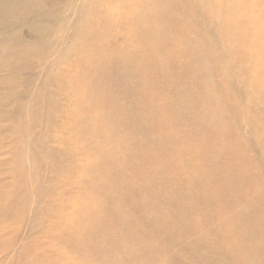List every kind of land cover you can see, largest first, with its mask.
Returning <instances> with one entry per match:
<instances>
[{
    "label": "bare ground",
    "instance_id": "obj_1",
    "mask_svg": "<svg viewBox=\"0 0 264 264\" xmlns=\"http://www.w3.org/2000/svg\"><path fill=\"white\" fill-rule=\"evenodd\" d=\"M8 3L0 6V72L19 61L18 51L44 55L16 134L32 130L44 112L59 111L68 121L64 148L88 158L71 178L88 196L79 195L76 210L68 203L58 234L62 251L78 248L90 261L75 255L60 264H251L248 255L264 264V167L253 157L264 149V0H197L195 8L183 0H119V11L101 0H76L51 8L58 11L52 26L35 15L38 0ZM19 17L32 40L12 44ZM85 66L98 70L79 75ZM212 82L222 91L212 92ZM50 84L55 89L44 91ZM67 100L75 114L58 107ZM240 111L257 124L252 143L236 134ZM142 118L148 145L135 125ZM7 124L0 114V135ZM4 146L0 139V220L16 174L5 166Z\"/></svg>",
    "mask_w": 264,
    "mask_h": 264
},
{
    "label": "rangeland",
    "instance_id": "obj_2",
    "mask_svg": "<svg viewBox=\"0 0 264 264\" xmlns=\"http://www.w3.org/2000/svg\"><path fill=\"white\" fill-rule=\"evenodd\" d=\"M8 1L9 0L0 1L1 11H3L4 7L9 5ZM38 1L40 5L35 8V15L42 17L48 25L51 24L52 26L54 23H52L51 20L57 16L58 11L52 10L51 8L56 7L61 9L66 6V3L74 4L76 0ZM118 1L119 0H101V3H104L103 6L105 8L107 6L109 8L112 6L111 8L116 10ZM32 2H36V0H32ZM183 2L191 8H195L197 5V0H183ZM122 8L125 9V5L122 6ZM49 10L54 12L53 17L47 14ZM72 11L70 15H73V18H77L80 14L79 10ZM118 11L117 13H119ZM197 15L201 21L205 20V16L202 14ZM21 22H23L22 17L16 19V23L9 31V33L12 32L14 34V37L18 38L12 40V44H18L21 41L29 42L32 40L30 28L25 26L20 30V27H18V24ZM39 25H42V23ZM221 26L222 24H220V28ZM1 32L2 31H0V37L2 38ZM121 42L122 36H116L115 43L118 44ZM41 44L40 42V45ZM82 45V48L80 47L82 51L88 52L89 49L86 47L84 48ZM78 51L79 50L76 49L72 52L71 58L67 61V64L70 63L72 57L78 55ZM18 52L19 53L15 55V59H19V61L15 63L13 67L5 65L4 70L0 72L4 80L0 86V92L2 94L0 96V114L3 119H7L8 121V126L0 135V139H2V144L4 143L5 145L4 149L9 153L5 166L6 168L14 167L13 169L16 173L13 178L8 179L5 199L2 200L8 204V209L1 214L2 219L0 220V229L4 230V234L1 233L0 230V241L4 242L3 246L0 244V264H60L62 261L72 259L75 255L79 256L83 254L78 248H75L74 251H62L64 243H62V239L59 237L60 234H58V229L68 222L69 216L65 212L68 203L74 205L72 208L76 210L80 200L79 195H82L83 198H87L88 196L83 186L79 188L71 182V178H76V176L79 177V171L83 169L80 162L88 158L80 157L72 150L70 152L68 148H64V146H68L66 145L68 142L67 138L70 137L68 136V130L65 126V123L68 121L65 117L60 116L61 112L59 111H55V114L54 112H44V114L39 115L32 121L34 122V128L32 130L26 131L24 130L25 128H22V130L20 132L18 131L16 134V129L13 127V124L20 125L21 117L24 114H21L22 109L26 105L28 98L32 96V91L30 92V90L33 83H37L39 79L38 75L42 73L39 67V61L44 59V55L41 54V52ZM93 58H95V56ZM213 61L214 58L211 56L206 57L204 60V63L212 68L209 71L211 79H215L218 75V71L214 69L215 63ZM172 62L178 64L177 61L173 60ZM111 65L112 64L108 63L105 64V66ZM85 67L86 69L84 71L81 70L82 72L78 71L77 73L85 76L94 74L98 70L96 66ZM100 71L103 73L102 69ZM5 79H14L15 83L10 82V80H6L5 82ZM50 85L46 86L43 90L48 92L49 90L55 89V86ZM105 89L108 88L103 87L100 88L99 91ZM123 91L124 89H121L118 92L121 100H123L124 96ZM211 91H217V93H219L222 91V87L220 84L212 82ZM236 93L242 98L241 96H243V93L241 91H236ZM173 98L176 99V97ZM67 103L68 104H66V101H62L58 107L61 108L62 106L68 105L69 113L75 114L77 111L74 105L70 103L69 100H67ZM182 113L184 118L189 115L188 111ZM245 116V111L238 112L235 122L238 125L239 131H237L236 134L243 140L252 143L254 140L251 132L257 131V124L255 125L254 121H249ZM146 119L147 118H142L139 121L136 120L135 122L138 124L135 123V125L140 132L138 136L142 143L148 145L151 143V140L147 136ZM73 131L74 129L72 132ZM82 145L85 147L87 144L84 143ZM259 148V150L254 152L253 157L257 158L256 160L260 162V167H264V149L262 146ZM10 153L12 156H10ZM85 162L86 161H84V164ZM68 166L69 169L67 168ZM76 168L80 170L77 172L75 170ZM65 169H67V171L64 173ZM60 171L63 173H60ZM262 177L264 183V172H262ZM227 181L228 180L222 179L220 183L222 186L228 187ZM9 184H11V186ZM224 190H227V188L218 191L223 192ZM75 196H78L77 200ZM84 210L85 209H81L82 212ZM262 216V224L264 225V215ZM246 259H249L251 264H259V258H257V256L248 255ZM75 260L81 263H89L90 261L89 257L83 259L81 256H79V259Z\"/></svg>",
    "mask_w": 264,
    "mask_h": 264
}]
</instances>
